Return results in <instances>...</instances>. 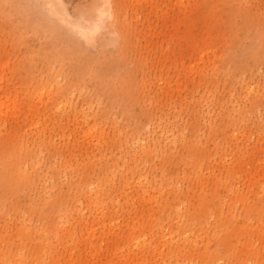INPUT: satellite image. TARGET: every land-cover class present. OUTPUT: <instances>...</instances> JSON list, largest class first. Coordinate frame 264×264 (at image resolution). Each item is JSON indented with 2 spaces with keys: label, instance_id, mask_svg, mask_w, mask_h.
Masks as SVG:
<instances>
[{
  "label": "rangeland",
  "instance_id": "rangeland-1",
  "mask_svg": "<svg viewBox=\"0 0 264 264\" xmlns=\"http://www.w3.org/2000/svg\"><path fill=\"white\" fill-rule=\"evenodd\" d=\"M53 1L0 0V264H264V0Z\"/></svg>",
  "mask_w": 264,
  "mask_h": 264
},
{
  "label": "bare ground",
  "instance_id": "bare-ground-1",
  "mask_svg": "<svg viewBox=\"0 0 264 264\" xmlns=\"http://www.w3.org/2000/svg\"><path fill=\"white\" fill-rule=\"evenodd\" d=\"M104 4H105V8H101L98 10L97 21L93 23H88V25L86 26L82 25L80 20H76V22H74L73 26L84 37L88 39H92V37L96 36L102 27L103 19L110 16V7H109L110 4L107 0H104ZM54 7H55L54 1L49 0V9L54 10ZM60 15H61V18L66 22H69L72 20L70 16L66 13V11H61Z\"/></svg>",
  "mask_w": 264,
  "mask_h": 264
},
{
  "label": "snow or ice",
  "instance_id": "snow-or-ice-1",
  "mask_svg": "<svg viewBox=\"0 0 264 264\" xmlns=\"http://www.w3.org/2000/svg\"><path fill=\"white\" fill-rule=\"evenodd\" d=\"M109 7H111V6L109 5Z\"/></svg>",
  "mask_w": 264,
  "mask_h": 264
}]
</instances>
